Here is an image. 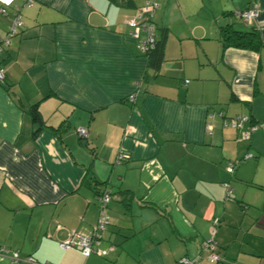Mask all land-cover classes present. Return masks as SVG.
Wrapping results in <instances>:
<instances>
[{
    "label": "crops",
    "instance_id": "0c3cea01",
    "mask_svg": "<svg viewBox=\"0 0 264 264\" xmlns=\"http://www.w3.org/2000/svg\"><path fill=\"white\" fill-rule=\"evenodd\" d=\"M154 1L157 67L129 24L145 0H0V37L22 21L0 46V264H264V44L219 30L257 7L264 42V0ZM104 188L100 253L61 248L92 234Z\"/></svg>",
    "mask_w": 264,
    "mask_h": 264
},
{
    "label": "built area",
    "instance_id": "2783aa9c",
    "mask_svg": "<svg viewBox=\"0 0 264 264\" xmlns=\"http://www.w3.org/2000/svg\"><path fill=\"white\" fill-rule=\"evenodd\" d=\"M25 2H31V0H25ZM156 6V3L154 0H146L142 6H140L132 18L129 20V24L134 27L133 34L137 35L139 30L145 31V37L141 41V46L143 50H146L148 47L152 46L154 37H153V31H154V23L151 20V16L153 14L154 8ZM0 10L4 12V8L1 7ZM259 13V9L257 7H251L248 9H245L241 12V17L245 22H251L253 19L257 17ZM22 25L21 17L19 13H15L12 18L10 25L8 27V30L6 34L3 37H0V46L2 44H7L9 42V37L16 34L18 28ZM4 77V69L0 67V80ZM130 99H133V96H129ZM246 115H237L235 117H232L230 119L231 126H240L242 124V121L247 120ZM257 127V124H253L250 126V130ZM79 136L86 137V129L83 127H79L77 130ZM249 135L248 131L243 132V137L247 138ZM109 194L103 193L100 197V212L97 218V221L95 223V226L93 227V232L90 235H80L76 241H72L71 239L66 241L59 242V245L61 248H67L70 246H76L80 252L84 255H88L92 252H99L97 245L102 238L103 232L105 230L106 225L109 223V217L105 214L103 207L104 203L108 200ZM215 242L208 238L202 243L201 248L202 249H213ZM11 261L16 262L17 261V253L13 252L10 255ZM209 258L212 260H218L219 257L216 253H211L209 255ZM29 262L33 263L35 260L32 257L27 258ZM180 264H199L198 258L194 259H188V258H181L179 261ZM38 264H49L46 262H38Z\"/></svg>",
    "mask_w": 264,
    "mask_h": 264
},
{
    "label": "trees",
    "instance_id": "16d2710c",
    "mask_svg": "<svg viewBox=\"0 0 264 264\" xmlns=\"http://www.w3.org/2000/svg\"><path fill=\"white\" fill-rule=\"evenodd\" d=\"M118 4H123V2H120ZM143 4H141L140 6H142ZM140 6H137V8L135 9V12ZM248 8H251V7H248ZM248 8H246V9H248ZM154 10H155V8H154ZM242 11L243 10L235 13L231 10H223L221 12V14L223 16H226L228 19H230V20H227L225 23H223L222 25L219 26L220 35H221L220 40H221L222 46L223 47H236V48H242V49L258 50L259 47L262 44H264V42L259 37L257 27L252 23V21L254 19L251 22H245L241 17ZM236 18H239L240 20H242V22H244V24L247 26V28L246 29L239 28L236 25L237 21H238V19H236ZM151 20L153 21L152 16H151ZM153 23H154V21H153ZM154 30H155V24H154ZM165 36H166L165 29H162V31L158 37L154 36V31H153V37H154L153 44H152V46H150L146 50H144L145 53H147V55L149 57L150 65H152L154 67H157L158 64L160 63V61L162 60V51H163V44H164ZM0 67H2V66H0ZM3 79H4V77H3ZM3 79H1L0 81L2 82ZM35 115L37 117H39L37 110L35 111ZM78 136H79V134H78ZM79 138L84 139L85 137L79 136ZM124 157H125V155L121 154L119 156V159L123 160ZM95 193H96V200H97V204L99 206V210H100V201H99L100 197L102 196L103 193L109 194L108 200L104 203V207H103V210L105 211V209L107 208V203L112 198L111 191L108 188H104L102 191L101 190L95 191ZM109 223H110V220H109ZM107 225H106V227H107ZM106 227H105V229H106ZM218 257H219V255H218ZM218 260H220V257ZM40 263H42V262H40Z\"/></svg>",
    "mask_w": 264,
    "mask_h": 264
},
{
    "label": "rangeland",
    "instance_id": "374dc122",
    "mask_svg": "<svg viewBox=\"0 0 264 264\" xmlns=\"http://www.w3.org/2000/svg\"><path fill=\"white\" fill-rule=\"evenodd\" d=\"M161 1V0H160ZM156 2L158 3L159 2V0H156ZM262 147H263V149H264V144H262ZM262 174L264 175V169L262 170ZM264 194V193H263ZM257 201H259V203H264V195H260L259 197H258V200Z\"/></svg>",
    "mask_w": 264,
    "mask_h": 264
}]
</instances>
